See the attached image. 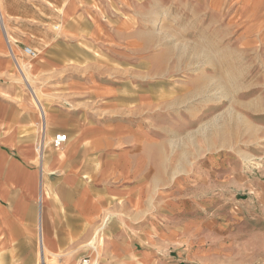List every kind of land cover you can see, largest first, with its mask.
Listing matches in <instances>:
<instances>
[{
	"label": "rangeland",
	"instance_id": "1",
	"mask_svg": "<svg viewBox=\"0 0 264 264\" xmlns=\"http://www.w3.org/2000/svg\"><path fill=\"white\" fill-rule=\"evenodd\" d=\"M133 1L78 0L106 37L83 29L43 89L20 58L14 80L46 110L59 100L70 114L128 120L129 203L114 200L99 224L104 246L124 237L125 264H185L201 235L221 264H264V0ZM213 163L242 168L236 188Z\"/></svg>",
	"mask_w": 264,
	"mask_h": 264
},
{
	"label": "crops",
	"instance_id": "2",
	"mask_svg": "<svg viewBox=\"0 0 264 264\" xmlns=\"http://www.w3.org/2000/svg\"><path fill=\"white\" fill-rule=\"evenodd\" d=\"M221 1L212 0V5ZM133 2L136 7L145 5L140 0ZM171 2L176 1L165 6L171 8ZM79 7L78 0H2L0 264H79L84 257H92L98 264H125L123 261L129 258L124 254L128 247L123 244L124 237L112 236L104 246L100 233L104 226L99 228L101 218L114 209V200L129 203V157L123 145L128 120L109 116L102 119L96 113L70 114L63 104L56 105L62 102L59 100H46V110L43 102L33 97L35 104L14 80L13 67L19 68L20 58L36 78L43 80L38 86L43 89L51 73L59 74L58 65L65 60V52L77 49L75 42L81 39L83 29L96 39L99 35L106 37L103 28L93 25ZM24 46L32 47L38 55L30 58L23 52ZM92 89L100 94L118 92L113 86ZM40 104L45 110L46 130L68 136L60 149L48 148L43 172L35 149ZM210 168L228 189L236 188L244 176L238 166L213 163ZM201 229H193L192 233H203ZM109 231L128 230L117 226ZM187 243L185 264L222 263V252L201 251L214 243L204 235ZM221 247L218 242L214 248Z\"/></svg>",
	"mask_w": 264,
	"mask_h": 264
},
{
	"label": "built area",
	"instance_id": "3",
	"mask_svg": "<svg viewBox=\"0 0 264 264\" xmlns=\"http://www.w3.org/2000/svg\"><path fill=\"white\" fill-rule=\"evenodd\" d=\"M0 19H2V0H0ZM23 52L28 55L30 58H35L38 53L30 46H24ZM43 110H41V133L37 138L36 142V152H37V159L40 162L39 167L41 166L47 150L49 147H54L56 149H60L68 140L67 134L63 132L55 133L52 139L49 141L46 137V125H45V118L42 115ZM79 264H94L90 258L86 257L81 260Z\"/></svg>",
	"mask_w": 264,
	"mask_h": 264
},
{
	"label": "bare ground",
	"instance_id": "4",
	"mask_svg": "<svg viewBox=\"0 0 264 264\" xmlns=\"http://www.w3.org/2000/svg\"><path fill=\"white\" fill-rule=\"evenodd\" d=\"M3 17V16H2ZM0 23L3 25L4 24V21H3V18L2 19H0ZM158 34H160V32L158 33ZM20 67V72L22 73V74H24L25 75V73H24V69L21 67V65L19 66ZM27 79V78H26ZM34 96H35V93H34ZM35 98L37 99V101L38 102H40V100H39V98L37 97V96H35ZM39 108H40V114H41V110H43V112H42V115L44 116V118H45V120H46V115H45V110H44V108H43V106L40 104V106H39ZM54 148V147H53ZM47 154V153H46ZM45 159H46V155H45V158H44V160H43V162H42V164H41V166H40V168H41V172H43V165H44V162H45ZM39 164H40V162H39ZM42 176V175H41ZM93 262H95L96 263V261H93Z\"/></svg>",
	"mask_w": 264,
	"mask_h": 264
}]
</instances>
